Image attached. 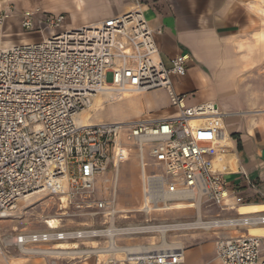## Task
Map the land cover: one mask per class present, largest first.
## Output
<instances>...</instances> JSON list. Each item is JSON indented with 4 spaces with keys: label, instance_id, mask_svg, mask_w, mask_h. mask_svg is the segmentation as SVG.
<instances>
[{
    "label": "built area",
    "instance_id": "1",
    "mask_svg": "<svg viewBox=\"0 0 264 264\" xmlns=\"http://www.w3.org/2000/svg\"><path fill=\"white\" fill-rule=\"evenodd\" d=\"M137 1L135 9L96 24L0 48V219L16 216L21 202L31 196L48 193L57 200L56 212L43 217L45 228H18L0 236L4 256L10 258L15 250L24 258H45L48 264L91 260L95 264H182V245L162 250L127 245L138 235L159 231L164 222L119 223L123 211L114 193L111 197L100 193L98 177L111 168L118 181V165L127 159L126 142L134 144L140 155V211L147 215L175 211L184 203L196 210L195 218L167 222L170 231L219 232L264 225V212L223 214L244 201L238 197L235 204L227 203L238 188L216 165L219 135L230 114L215 100L193 106L184 103L185 95L174 88L172 75L187 73L190 55L164 61L156 38L162 30L150 25ZM6 16L0 15V26ZM64 19V14L37 8L22 14V27L45 34L61 27ZM164 87L178 109L175 115L79 121L103 92L110 94V100H119L126 93ZM147 158L152 161L149 173ZM244 177L255 187L246 173ZM106 186L104 190L109 189ZM213 208L219 211L203 213ZM75 216L89 220L70 218ZM97 216L104 218L102 224ZM51 218L58 225H52ZM62 242L70 247H59ZM216 253L222 264H264L261 237L250 233L218 234Z\"/></svg>",
    "mask_w": 264,
    "mask_h": 264
},
{
    "label": "crops",
    "instance_id": "2",
    "mask_svg": "<svg viewBox=\"0 0 264 264\" xmlns=\"http://www.w3.org/2000/svg\"><path fill=\"white\" fill-rule=\"evenodd\" d=\"M137 3V0H0V15H7L5 23L0 26V41L6 31H26L22 27L25 11L39 8L64 14L61 27L69 29L72 27H65L67 23L74 27L96 24L135 9ZM140 3L150 25L162 30L156 38L164 61L169 63L176 55H190L187 73L172 75L174 88L185 95L184 103L193 106L215 100L222 111L230 114L224 119L223 131L219 135L221 149L216 154V165L238 188L227 203L235 204L238 197H243L244 201L235 211L223 214L235 215L241 212L242 205L252 204H262L260 212H264V5L259 0H140ZM1 47L3 42H0ZM140 95L144 99L140 101L137 115L123 121L164 118L178 111L165 87ZM127 96L131 98L132 95ZM160 96L164 97L162 101L158 98ZM244 173L255 187L245 180ZM27 205L25 201L21 202L19 215L24 213ZM218 211L213 208L203 210V213ZM192 213L183 219L195 218L197 213ZM0 220L11 223L10 228L2 230L0 227V236L15 227H27L11 218ZM248 232L249 229L219 232L171 230L168 235L173 245L184 247L182 264H222L216 253L218 234L234 236ZM125 243L156 246L162 244V238L161 235L142 236ZM11 253L12 257L17 255L15 250ZM261 259L264 260V234L261 236ZM48 263L41 257L11 259L0 253V264ZM83 263L95 264L93 260Z\"/></svg>",
    "mask_w": 264,
    "mask_h": 264
},
{
    "label": "rangeland",
    "instance_id": "3",
    "mask_svg": "<svg viewBox=\"0 0 264 264\" xmlns=\"http://www.w3.org/2000/svg\"><path fill=\"white\" fill-rule=\"evenodd\" d=\"M260 4L264 5V0H259ZM68 26L65 27H72L69 23ZM67 29L64 27H58L53 30L47 29L45 34L41 33L39 30L35 31H23L22 29H16L14 32L6 31L4 32V37L1 39V44L3 42V47L7 48L9 46L18 45V44H25V43H35L37 41L42 40L44 37H49L57 32ZM44 35V36H43ZM8 43V44H7ZM102 97V96H100ZM129 96H125L123 100H112L111 103L105 102L101 104V108L98 112L95 113L92 122H100V121H123L135 117L140 110V101L144 99L141 95H132L131 98H126ZM160 101L164 99V97H158ZM167 100V97H165ZM94 102V101H93ZM125 155H127V159L119 163V182L114 188L113 181L109 184V189L104 190L105 185V178L114 179L115 169L111 168L108 172L98 177V187L102 196L111 197L114 193V189L117 190V203L119 209H130L134 210L132 212H121L117 218V222L119 223H128V224H136V223H146V220L149 219L151 222L154 221L157 223L160 222H171L176 219H183L188 216H191L195 211L194 209H183L179 210L178 212L172 211H163V212H154L150 213L149 215L145 214L144 212L140 211L141 204L143 202V195H142V165L140 161V155L137 147L134 144H130L128 142L125 143L124 147ZM151 159L147 158L146 165H147V173L151 170ZM108 185V184H107ZM26 204V210L22 215L20 213L14 216L13 220L16 222H20L21 226H27L28 228L34 229H42L45 228V224L43 223V217L47 215H53L57 210V200L55 197L49 196L48 193H42L38 195L31 196L24 200ZM33 204V205H32ZM31 205V207H29ZM29 210V211H28ZM138 210V211H137ZM32 211L33 213H29ZM177 211V210H175ZM27 213V214H25ZM127 215L128 217H124ZM77 222L89 220L88 216H75L70 217ZM45 219V218H44ZM97 223L102 224L104 218L97 216L96 217ZM76 224V222H74ZM0 227L3 230L4 228H10L11 223L5 220H0ZM166 233L167 229H163ZM169 233V231H168ZM249 233L250 230H249ZM264 230L258 233L257 235H263ZM158 236L160 237V231L152 232V233H145L138 235L135 239H140L142 236ZM144 241L146 239H143ZM148 240V239H147ZM24 258L20 255H15L11 259L14 258ZM76 264H88V263H76Z\"/></svg>",
    "mask_w": 264,
    "mask_h": 264
},
{
    "label": "bare ground",
    "instance_id": "4",
    "mask_svg": "<svg viewBox=\"0 0 264 264\" xmlns=\"http://www.w3.org/2000/svg\"><path fill=\"white\" fill-rule=\"evenodd\" d=\"M1 48H3V47H1ZM109 95H110L109 93L103 92L100 95L96 96L95 99L93 100L94 102L92 101V103L90 104L89 108H87L86 110H84L80 114L79 121L82 122V123H91L93 121V118H94L95 113L98 112V110L101 108V104L102 103H105V102L111 103L112 100L109 99ZM126 95H140V94L126 93L125 96ZM100 96H102V97H100ZM112 181L114 183H117V184L119 182V165H118V181L116 182V172H115V175H114V179L113 180L111 178L106 177L104 182L106 184H108L106 186L107 188H109V186H110L109 184ZM117 184H116V186H117ZM114 196H115V198H117V190L114 191ZM64 200H65V198H64ZM116 202H117V200H116ZM261 205H257V204L242 205L240 207V211L243 214H247V213H251V212H260L261 211V207H262ZM183 207H185V208H192L193 207V204L188 205V204L184 203V204H181V205L176 206V208H179V209L180 208H183ZM168 209H173V208L170 206ZM122 211L132 212L134 210H125V209H122ZM125 216L128 217L127 215H125ZM50 223L52 225H58L59 221L57 219H52L51 218L50 219ZM167 224H168L167 222L162 223V225L158 229L160 231V233H161L162 244L161 245H156V246L150 245L149 246V249L150 250H153V249H156V250L168 249V248H171L173 246L172 242L169 239L170 236L168 235V231H170V227ZM15 229H18V227H15L13 230H15ZM163 229H167L166 233L163 231ZM248 229L251 232L250 234L257 235L258 233H260L261 231L264 230V225L250 226ZM258 236L261 237L263 235H258ZM59 247H62V248L70 247V244H68L66 242H62Z\"/></svg>",
    "mask_w": 264,
    "mask_h": 264
}]
</instances>
